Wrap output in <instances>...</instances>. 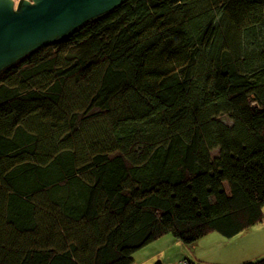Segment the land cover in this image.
Returning <instances> with one entry per match:
<instances>
[{"label": "trees", "instance_id": "16d2710c", "mask_svg": "<svg viewBox=\"0 0 264 264\" xmlns=\"http://www.w3.org/2000/svg\"><path fill=\"white\" fill-rule=\"evenodd\" d=\"M263 219L264 0H125L0 71V264Z\"/></svg>", "mask_w": 264, "mask_h": 264}, {"label": "water", "instance_id": "95a60500", "mask_svg": "<svg viewBox=\"0 0 264 264\" xmlns=\"http://www.w3.org/2000/svg\"><path fill=\"white\" fill-rule=\"evenodd\" d=\"M0 0V69L32 50L63 38L125 0H36L19 11Z\"/></svg>", "mask_w": 264, "mask_h": 264}, {"label": "crops", "instance_id": "0c3cea01", "mask_svg": "<svg viewBox=\"0 0 264 264\" xmlns=\"http://www.w3.org/2000/svg\"><path fill=\"white\" fill-rule=\"evenodd\" d=\"M222 239L228 240L229 243L223 244L220 248L218 243H221ZM213 241L215 242L213 243ZM174 242L184 250L181 253L182 257L186 253L195 260H202L197 252V249L202 247L200 249H204L211 255L223 253L233 254L232 258L226 260L227 262L219 263L238 264L244 260L254 259L264 255V219L262 222L251 226L232 238H226L218 232H211L195 244L188 245L189 247H184L185 245L183 243ZM180 260L177 258L175 263H178Z\"/></svg>", "mask_w": 264, "mask_h": 264}, {"label": "rangeland", "instance_id": "374dc122", "mask_svg": "<svg viewBox=\"0 0 264 264\" xmlns=\"http://www.w3.org/2000/svg\"><path fill=\"white\" fill-rule=\"evenodd\" d=\"M35 2L36 0H12L9 4L12 7V9H14L15 11H19L25 5L24 3L32 4ZM174 241L182 243V241L175 238L171 234H166L163 237L159 238L158 240L151 242L150 244L144 246L134 254L135 259L133 261L134 263L132 264H155L158 261H162V264H189V262L186 260L185 257L186 255H188L186 253L183 256L184 260H180L178 263H175L177 258L180 259L182 257L181 253L184 250L179 245H176ZM214 242L215 241H213V243ZM227 243H229L228 240L222 239V242L218 243L219 244L218 246L221 248L223 244L225 245ZM184 247H189V246L185 245ZM200 248L197 249V252L199 254L198 256L200 257V259H202L201 260L202 262H205V264L227 262L226 260L233 257V254L231 253L211 255L208 252H206L204 249H200Z\"/></svg>", "mask_w": 264, "mask_h": 264}, {"label": "bare ground", "instance_id": "6f19581e", "mask_svg": "<svg viewBox=\"0 0 264 264\" xmlns=\"http://www.w3.org/2000/svg\"><path fill=\"white\" fill-rule=\"evenodd\" d=\"M16 61H17V60H16ZM16 61H15V62H16ZM15 62H10L9 65H12V64L15 63Z\"/></svg>", "mask_w": 264, "mask_h": 264}]
</instances>
